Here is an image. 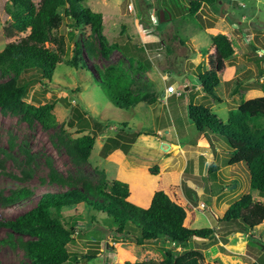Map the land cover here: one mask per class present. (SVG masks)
<instances>
[{
    "label": "rangeland",
    "instance_id": "rangeland-1",
    "mask_svg": "<svg viewBox=\"0 0 264 264\" xmlns=\"http://www.w3.org/2000/svg\"><path fill=\"white\" fill-rule=\"evenodd\" d=\"M189 1L85 0V6L105 16L101 34L106 44L120 45V48L109 47L106 55L99 49L97 36L89 38L88 29L75 31L69 19L64 18L57 31L65 40L64 61L56 67L50 84L30 82L24 98L30 103L53 102L56 125L46 129L37 120L29 124L20 114L0 108V161L3 163L0 190L7 195L9 189L21 185L34 189L24 204L0 208V220L33 206L47 190L40 185L65 190V186L49 184L51 174L78 186L109 185L113 179H119L128 186L131 184L133 199L130 201L148 207L160 178L183 182L181 174L192 159L198 167L193 171L197 173L182 184L197 196L192 200L189 193L186 195L189 225L214 227L216 239L208 247L195 246L192 241L186 247L203 253L201 264H251L264 255V246H261L264 224L253 231L245 230L240 222L217 224V216L222 217L230 204L243 195L250 193L255 201L263 203L264 195L251 189L244 162L226 164L229 146L223 139L215 140L213 148L193 147L191 143L197 141L201 145L206 140L187 114L190 103L202 104L225 122L229 111L242 101L264 96V0H220V6L202 4L196 15L186 11ZM7 5L8 0H0V51L8 42L24 35L7 29L11 24ZM150 7L157 8L154 11L160 16L157 24L150 18ZM219 33L231 40L235 53L224 62L227 72L219 74L220 83L213 96L202 90L197 66L200 64L202 72L210 69L209 60H214L213 53L209 54L214 47L211 37ZM75 41L83 45L82 58L88 71L68 62L74 54ZM89 42L97 49L92 58L86 54ZM49 45L55 47L53 42ZM109 66L124 69L144 91L156 93L157 101L140 102L129 109L116 108L96 80L100 79V70ZM7 78L0 76V82ZM170 84L181 96L165 100L162 91ZM238 85L239 92L232 95ZM261 121L264 125V117ZM85 134L96 137L90 156L88 159L72 156L68 146ZM205 152H209V158ZM201 157L205 160L200 173ZM212 161L219 166L216 175L207 174ZM154 165L158 166L156 175L150 170ZM22 177L27 178L22 180ZM201 202L205 203L204 209L198 207ZM75 207L77 210L63 209V216H83L78 220L79 232L74 233V241L68 244L69 250L79 257L97 252L96 257L80 260L78 264H124L128 256L139 261H160L167 249L175 254L185 249L163 240L137 245L117 239L104 216L96 215L93 220L92 208L82 204ZM26 239V235L0 227V261L25 259L15 241Z\"/></svg>",
    "mask_w": 264,
    "mask_h": 264
},
{
    "label": "trees",
    "instance_id": "trees-1",
    "mask_svg": "<svg viewBox=\"0 0 264 264\" xmlns=\"http://www.w3.org/2000/svg\"><path fill=\"white\" fill-rule=\"evenodd\" d=\"M85 0H8L6 11L11 17V24L7 28L24 35L8 42L0 51V76H8L0 82V108L18 113L22 119L31 124L39 121L49 129L56 125L52 114L53 102L30 103L26 101L28 84L37 81L48 85L58 64L64 61L66 54L65 40L58 36L57 31L64 18H68L75 31L89 30V38L97 36L99 49L105 55L108 48H120L115 43L106 44L101 34L104 14L91 10L84 5ZM220 0H190L186 11L196 15L202 4L219 5ZM166 17V14H165ZM167 18V17H166ZM214 45V60H209L211 66L208 71L202 72L200 64L197 66V77L202 90L215 95V88L220 83L219 74L227 72L225 61L235 53L231 40L225 34H215L211 37ZM55 43L51 47L49 43ZM86 54L93 57L97 49L92 42L87 44ZM83 45L74 42V54L69 64L77 68L88 66L83 60ZM206 53V52H205ZM102 87L107 91L112 104L119 109H129L140 102L154 103L157 95L151 91H144L142 86L131 79L124 69L109 66L100 70ZM239 85L234 88L232 95L239 92ZM221 101L219 97H216ZM188 118L196 131L206 140L201 144L204 147H214L213 142L223 139L229 146L227 165H236L244 162L250 179V187L260 195H264V96L242 101L235 109L228 113L227 120H218L214 112L202 104L188 105ZM87 125V121L84 122ZM155 136V135H154ZM95 136L85 134L68 146L72 156L88 159L95 145ZM199 144L197 141L191 143ZM105 148H108L106 145ZM200 160V173L203 172L204 157ZM192 159L188 161L183 173V182L166 181L160 178L153 189L152 199L148 207L137 205L130 201L132 198L131 184L113 179L109 185H92L84 183L81 186L68 183L51 174L48 181L51 185L65 186V190L48 189L45 185L40 188L47 190L40 195L33 206L14 217L0 220V227H7L17 235H26L28 239L15 241L20 247L25 259L18 262H1L0 264H78L80 260L96 257L97 252H90L77 256L69 250L68 244L74 241V233H78L83 216H63V209L75 208L82 204L92 208L95 215L104 216L112 226L115 238L130 240L137 245L159 240L174 242L185 247L175 254L171 249L165 250V257L160 261H139L133 256L124 258V264H201L204 255L194 248H187L189 242L201 246L196 239L209 240L203 243L211 246L216 239V229L210 225L191 227L187 213V193L192 200L196 193L183 187L186 179L194 176ZM0 168L3 163L0 161ZM153 174L158 173V166L151 169ZM219 166L213 161L207 169L208 175H216ZM22 177L20 179H26ZM45 186V187H43ZM186 186V185H185ZM0 190V208L13 207L24 204L34 193L25 185L9 189L7 195ZM154 192V193H153ZM221 222H240L244 229L253 231L264 224V203L255 201L250 193L243 195L230 204L222 217L217 216V224ZM76 226L78 228H76ZM135 231L138 234H135ZM5 241H10L4 239ZM15 243H11L12 246ZM264 244V242H263ZM261 244V246H264ZM251 264H264V255Z\"/></svg>",
    "mask_w": 264,
    "mask_h": 264
},
{
    "label": "built area",
    "instance_id": "built-area-1",
    "mask_svg": "<svg viewBox=\"0 0 264 264\" xmlns=\"http://www.w3.org/2000/svg\"><path fill=\"white\" fill-rule=\"evenodd\" d=\"M157 18L158 16L155 15L153 16L152 15V20H154V22L157 21ZM162 97L166 100L168 99L169 97L171 96H180L181 93L176 89V87L173 85V84H170V85H167L163 91H162ZM200 209H204L205 208V203L204 202H201L199 203V206H198Z\"/></svg>",
    "mask_w": 264,
    "mask_h": 264
},
{
    "label": "crops",
    "instance_id": "crops-1",
    "mask_svg": "<svg viewBox=\"0 0 264 264\" xmlns=\"http://www.w3.org/2000/svg\"><path fill=\"white\" fill-rule=\"evenodd\" d=\"M151 8H152V7H150V9H151ZM153 8H154V7H153ZM155 9H157V8H155ZM149 11H150V14H151L152 11H151V10H149ZM211 48H212V49L210 50L209 54H210V53H213V54H214V50H215V49H214V47H211ZM193 147H198V148H202V149H203V148H207V149H209L208 147H204V146H202V145H200V144L194 145ZM208 153H209V152H205V156H206V158H207V157L209 158V156L207 155ZM212 162H213V161H212ZM193 164H194V166H193V170H194V169L197 167V165H195L194 162H193ZM197 169H198V167H197ZM196 173H197V172H194V174H196ZM189 184L191 185L190 187H191L192 189L195 188L194 185H192V183H189ZM199 190H201V189H198V191H199ZM198 191H197V192H198ZM188 193H190V192H188ZM149 203H150V202H149Z\"/></svg>",
    "mask_w": 264,
    "mask_h": 264
},
{
    "label": "water",
    "instance_id": "water-1",
    "mask_svg": "<svg viewBox=\"0 0 264 264\" xmlns=\"http://www.w3.org/2000/svg\"><path fill=\"white\" fill-rule=\"evenodd\" d=\"M161 14H162V17L164 18V11L163 10L161 11ZM159 21H160V16H158V20L156 23H158ZM198 81H200L199 78H198ZM196 242L199 244H203V243H209V240L196 239ZM106 264H108V262H106Z\"/></svg>",
    "mask_w": 264,
    "mask_h": 264
},
{
    "label": "clouds",
    "instance_id": "clouds-1",
    "mask_svg": "<svg viewBox=\"0 0 264 264\" xmlns=\"http://www.w3.org/2000/svg\"><path fill=\"white\" fill-rule=\"evenodd\" d=\"M150 10L152 11L151 14H150V18H151V20H152V15H153V16L157 15V14L154 13V11H157V9H155V8L152 7ZM157 16H158V15H157ZM157 20H158V18H157ZM152 21H153V20H152ZM156 22H157V21H156ZM156 22L153 21V23H156ZM156 24H157V23H156ZM180 96H181V95H180Z\"/></svg>",
    "mask_w": 264,
    "mask_h": 264
}]
</instances>
